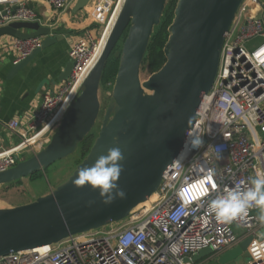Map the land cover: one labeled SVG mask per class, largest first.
Listing matches in <instances>:
<instances>
[{
    "label": "water",
    "instance_id": "obj_1",
    "mask_svg": "<svg viewBox=\"0 0 264 264\" xmlns=\"http://www.w3.org/2000/svg\"><path fill=\"white\" fill-rule=\"evenodd\" d=\"M167 1H123L99 60L68 106L50 142L15 166L0 171V186L7 185L76 153L79 144L97 125L104 70L126 32L112 97L96 140L69 178L50 193L28 203L0 208V256L56 243L124 220L160 187L164 173L180 154L187 133L196 123L203 97L214 85L226 33L244 0H178L163 49L166 61L142 81V63ZM89 2L78 0L75 10L85 8ZM263 12L264 8L256 4L249 18L258 20ZM6 35L20 40L45 36L40 48L15 64L13 73L56 41L51 28L36 21H14L1 26L0 37ZM72 69L70 60L60 80H67ZM112 147H119L124 155V170L118 183L126 196L106 204L98 191L88 185L77 187L73 181L81 167L91 166L98 155L106 154ZM251 240L252 236L246 237L215 256L218 263L238 260L247 253ZM212 255L214 251L208 247L186 260L195 262Z\"/></svg>",
    "mask_w": 264,
    "mask_h": 264
},
{
    "label": "built area",
    "instance_id": "obj_2",
    "mask_svg": "<svg viewBox=\"0 0 264 264\" xmlns=\"http://www.w3.org/2000/svg\"><path fill=\"white\" fill-rule=\"evenodd\" d=\"M73 1L48 0L54 11L67 9ZM119 2L96 0L89 17L97 27L71 46L69 78L57 91H46L27 119L7 123L19 140L10 147L0 146V171L50 142L90 72L98 41ZM256 4L264 8L261 0L243 1L226 33L214 85L197 109L190 132L202 136L204 147L192 149L185 141L154 200L108 226L2 255L0 264H193L186 258L200 250L212 247L217 256L249 236L245 264H264V224L258 219V208L253 206L230 224L220 223L208 210V202L224 189L236 185L246 189L257 172L264 173V12L258 20L249 18ZM0 6V27L14 21L42 24L27 0H0ZM42 41L41 36L18 39L15 64L40 48ZM210 145L223 150L218 155ZM210 170L214 171L211 180Z\"/></svg>",
    "mask_w": 264,
    "mask_h": 264
},
{
    "label": "crops",
    "instance_id": "obj_3",
    "mask_svg": "<svg viewBox=\"0 0 264 264\" xmlns=\"http://www.w3.org/2000/svg\"><path fill=\"white\" fill-rule=\"evenodd\" d=\"M77 1L74 0L65 10L54 11L48 0H27L28 5L42 19V25L51 28V35L56 37V41L41 49L16 73L12 70L15 66L14 60L19 55L15 48L18 39L9 35L0 37V146L10 147L18 142L19 137L8 129L7 123L14 118L22 121L27 119L39 107L46 91H57L65 83L66 80L61 81L60 77L70 61L71 46L88 30L95 31L97 26L92 23L89 14L96 0H90L79 11L75 10ZM261 1L264 3V0ZM122 4L123 0H120L110 25L98 41L91 68L103 52ZM257 213L260 214L259 210Z\"/></svg>",
    "mask_w": 264,
    "mask_h": 264
},
{
    "label": "clouds",
    "instance_id": "obj_4",
    "mask_svg": "<svg viewBox=\"0 0 264 264\" xmlns=\"http://www.w3.org/2000/svg\"><path fill=\"white\" fill-rule=\"evenodd\" d=\"M190 138L186 143L192 149L204 147L205 141L202 136L192 132L187 133ZM215 148L217 154L222 152V146L210 145ZM124 155L119 147H112L106 154H100L91 166L81 167L74 179L77 187L88 185L94 191H98L102 201L106 204L112 203L115 199H123L125 191L120 187L118 181L123 172ZM214 175V171L208 173L209 180ZM253 206L259 209V221L264 224V173L257 174L250 179V184L246 189L236 185L230 189L226 188L218 193L215 198L208 202V210L215 219L222 224H230L237 217L247 215Z\"/></svg>",
    "mask_w": 264,
    "mask_h": 264
},
{
    "label": "rangeland",
    "instance_id": "obj_5",
    "mask_svg": "<svg viewBox=\"0 0 264 264\" xmlns=\"http://www.w3.org/2000/svg\"><path fill=\"white\" fill-rule=\"evenodd\" d=\"M177 2L178 0L167 1L163 18L165 21L162 23L164 27H166L167 24L173 21ZM166 28L169 32V26ZM237 34L238 32L234 34L233 39L236 38ZM102 36L100 38H102ZM121 46L122 42H120V45L115 50L114 58H120ZM156 71L157 68L154 67V65H151V61L147 58L142 63L140 74L141 80H147ZM113 78L114 79L108 81L107 84H101L100 86L99 97L101 102V113L97 121L95 132L83 143L81 149L76 154H73L68 158L57 161L55 164L43 170L34 178L26 177L12 184L0 186V208L14 207L17 205L31 202L41 195L50 193L52 190L57 188V186H59L69 178V176L76 169V166L79 164V162H81L85 158L83 157V154H88L87 152L89 148L92 147L91 145H93L94 141L98 136L104 114L112 97L113 86L115 83L116 76ZM247 260L248 253H245L238 260L229 264H245ZM193 264L220 263H218L217 258L212 255L195 261Z\"/></svg>",
    "mask_w": 264,
    "mask_h": 264
},
{
    "label": "trees",
    "instance_id": "obj_6",
    "mask_svg": "<svg viewBox=\"0 0 264 264\" xmlns=\"http://www.w3.org/2000/svg\"><path fill=\"white\" fill-rule=\"evenodd\" d=\"M165 9H166V7H165ZM164 12H165V10H164ZM163 18H164V13H163V16H162V19H161V23L158 26H156L155 29H154V32H153V35L151 37V40H150L146 55L144 57V60H146L148 58L151 61V65H154V67H156L157 70L160 69L163 66V64L165 63V61H166V57H165L163 49H164V46H165V44H166V42L168 40L169 34H170L167 31L166 27L170 26V24L172 23V21H171L169 24H167L166 27H164L162 23L165 20ZM125 37H126V32L122 36V38L120 39V41L118 42V44L116 45V47L114 48V50L112 51V53L109 56V59L107 61V64H106V67H105V70H104L103 79H102V82H101L102 85L103 84H107L108 81L113 80L114 79L113 77H115L117 75V73H118L120 58H114L115 57L114 53H115V50L120 45V42H122V45H123V41H124ZM121 51H122V46H121ZM95 128L87 135L85 140L79 144V147H78L76 153L81 149V146L83 145V143L95 132ZM90 148H89V150H90ZM89 150H88V152H89ZM86 155H87L86 153L83 154V157H86ZM42 171L43 170H39V171L33 173L29 177L34 178L35 176L40 174ZM19 180H21V179H19ZM19 180H17V181H19ZM17 181H15V182H17ZM12 183H14V182H12ZM12 183H10V184H12Z\"/></svg>",
    "mask_w": 264,
    "mask_h": 264
},
{
    "label": "bare ground",
    "instance_id": "obj_7",
    "mask_svg": "<svg viewBox=\"0 0 264 264\" xmlns=\"http://www.w3.org/2000/svg\"><path fill=\"white\" fill-rule=\"evenodd\" d=\"M121 9V8H120ZM120 11V10H119ZM118 14H119V12H118ZM118 16V15H117ZM117 18V17H116ZM116 20V19H115ZM97 47H98V44H97ZM97 47H96V50H97ZM103 49V48H102ZM104 50V49H103ZM96 52V51H95ZM92 69V68H91ZM91 71V70H90ZM154 198H155V193L151 196V197H149L145 202H143V203H141V204H139L136 208H139V207H141V206H143V205H148L152 200H154ZM135 209V208H134ZM133 209V210H134ZM41 247H43V246H41Z\"/></svg>",
    "mask_w": 264,
    "mask_h": 264
},
{
    "label": "snow or ice",
    "instance_id": "obj_8",
    "mask_svg": "<svg viewBox=\"0 0 264 264\" xmlns=\"http://www.w3.org/2000/svg\"><path fill=\"white\" fill-rule=\"evenodd\" d=\"M187 194V193H186Z\"/></svg>",
    "mask_w": 264,
    "mask_h": 264
}]
</instances>
